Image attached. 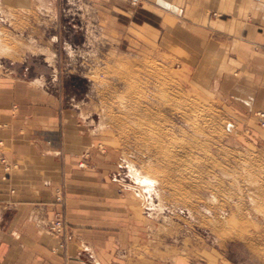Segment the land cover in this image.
Returning a JSON list of instances; mask_svg holds the SVG:
<instances>
[{
    "label": "rangeland",
    "instance_id": "rangeland-1",
    "mask_svg": "<svg viewBox=\"0 0 264 264\" xmlns=\"http://www.w3.org/2000/svg\"><path fill=\"white\" fill-rule=\"evenodd\" d=\"M141 4L0 0V66L62 99L86 138L71 174L101 173L119 189L152 258L264 264V144L193 66L197 53L176 37L175 22L159 31L157 18L132 16ZM144 20L156 30L137 27ZM131 168L157 181L152 199ZM66 191L55 188L63 208ZM58 218L68 227L64 250L48 232ZM44 231L56 240L54 254L74 239L63 209Z\"/></svg>",
    "mask_w": 264,
    "mask_h": 264
},
{
    "label": "crops",
    "instance_id": "crops-1",
    "mask_svg": "<svg viewBox=\"0 0 264 264\" xmlns=\"http://www.w3.org/2000/svg\"><path fill=\"white\" fill-rule=\"evenodd\" d=\"M140 1L132 16L157 18L159 31L175 22L176 37L197 53L193 66L206 70L216 95L234 105L264 144V0ZM137 27L156 30L145 20ZM3 70L0 264H166L161 254L151 257L149 236L135 231L141 227L134 226L120 205L119 189L105 175L71 174L86 138L71 124L62 99L42 83ZM60 184L67 187L64 208L55 204ZM62 209L74 239L66 252L54 254L56 240L45 233V224Z\"/></svg>",
    "mask_w": 264,
    "mask_h": 264
},
{
    "label": "built area",
    "instance_id": "built-area-1",
    "mask_svg": "<svg viewBox=\"0 0 264 264\" xmlns=\"http://www.w3.org/2000/svg\"><path fill=\"white\" fill-rule=\"evenodd\" d=\"M139 0H133V5H137ZM261 119H264V115L260 114L259 116ZM264 125V124H263ZM2 162L5 164V170L9 171L10 167L6 165V162L2 159ZM48 232L53 235L54 237L58 238V249L64 250L66 247V240L68 238V227L66 226L65 222L62 218H58L52 221L48 226ZM56 251V250H55ZM54 253V251H53Z\"/></svg>",
    "mask_w": 264,
    "mask_h": 264
},
{
    "label": "bare ground",
    "instance_id": "bare-ground-1",
    "mask_svg": "<svg viewBox=\"0 0 264 264\" xmlns=\"http://www.w3.org/2000/svg\"><path fill=\"white\" fill-rule=\"evenodd\" d=\"M3 6V5H2ZM1 7V6H0ZM3 8V7H2ZM1 34V33H0ZM131 176H133L132 178H134V180H136L140 185H141V189L143 190V191H145L144 192V195H145V193H146V197H149V198H151V197H153L152 196V193L154 192V190L156 189V185H157V181L156 180H154L153 178H151V177H149V176H147V175H143V174H141V173H139L138 171H137V169L135 170V169H133V168H131ZM136 186H138V185H136ZM140 189V190H141ZM138 193V195L141 197V198H143V199H145V196L143 197V195H142V191H141V194L139 193V192H137ZM152 199V198H151ZM146 200V199H145ZM158 205V204H157ZM157 208V207H156ZM252 208V207H251ZM238 209V208H237ZM226 211V210H225ZM226 213V212H225ZM235 213V212H234ZM237 214V213H236ZM163 216V215H162ZM227 216V215H226ZM226 219H227V217H225ZM253 218V217H252ZM228 220H229V218H228ZM224 224V223H223ZM215 225V224H214ZM229 227V226H228Z\"/></svg>",
    "mask_w": 264,
    "mask_h": 264
}]
</instances>
